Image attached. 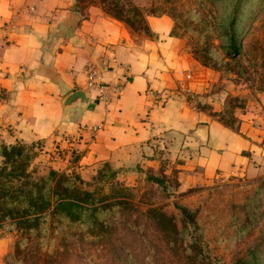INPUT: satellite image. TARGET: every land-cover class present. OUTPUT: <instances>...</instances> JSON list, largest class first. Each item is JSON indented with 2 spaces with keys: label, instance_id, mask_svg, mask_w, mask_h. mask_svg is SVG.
<instances>
[{
  "label": "crops",
  "instance_id": "obj_1",
  "mask_svg": "<svg viewBox=\"0 0 264 264\" xmlns=\"http://www.w3.org/2000/svg\"><path fill=\"white\" fill-rule=\"evenodd\" d=\"M146 26L149 33H137L78 0H0V139L42 142L53 167L82 174L100 164L155 173L162 162L184 187L263 175L260 102L236 110L235 128L219 120L217 96L208 111L198 107L205 70L172 34L168 15L147 16ZM88 65L98 82L122 83L120 91L100 99L86 86ZM77 90L86 94L85 106L69 109L65 100ZM161 148L171 161L154 154ZM9 248L0 237V264Z\"/></svg>",
  "mask_w": 264,
  "mask_h": 264
},
{
  "label": "rangeland",
  "instance_id": "obj_2",
  "mask_svg": "<svg viewBox=\"0 0 264 264\" xmlns=\"http://www.w3.org/2000/svg\"><path fill=\"white\" fill-rule=\"evenodd\" d=\"M78 1L83 6L96 5L137 33H149L147 16L168 15L172 34L182 40L196 66L205 70L198 76L206 79L207 90L196 95V105L208 111L209 98L217 96L222 102L219 120L233 128L236 110L251 102L257 106L259 101L264 113V0ZM234 18L238 48L227 51L229 36L223 28ZM160 152L163 160L171 161L165 148L154 154L161 158ZM50 157L38 155L33 166L51 164ZM103 167L100 164L79 174L91 181V175ZM112 170L111 182L130 188L135 208L111 215L112 225L97 237L77 229L51 228L28 242L0 228V237L10 243L7 264H264V174L253 178L229 174L209 185L184 187L176 169L167 163L161 162L155 173L141 168ZM101 178L98 181L105 179ZM149 205L172 215L179 229L183 223L179 207H186L194 213L204 243L190 228L179 235L162 234L144 215Z\"/></svg>",
  "mask_w": 264,
  "mask_h": 264
},
{
  "label": "trees",
  "instance_id": "obj_3",
  "mask_svg": "<svg viewBox=\"0 0 264 264\" xmlns=\"http://www.w3.org/2000/svg\"><path fill=\"white\" fill-rule=\"evenodd\" d=\"M234 21L235 18L232 23ZM232 23L223 28L224 35L229 36L227 46L220 38V46H225L227 51L238 48ZM42 152L49 153L42 142L0 143V228L4 227V231H14L20 240L28 242L34 235L51 228L77 229L89 237H97L102 229L112 225L111 215L135 208L130 188L111 182L114 171L108 164L92 174L89 181L76 171L55 168L51 164L33 166L34 159L43 155ZM101 177L105 179L98 181L103 179ZM179 209L182 229L172 215L157 206L149 205L143 212L162 234L179 235L190 228L204 243L194 213L184 206ZM198 237L193 240L198 241Z\"/></svg>",
  "mask_w": 264,
  "mask_h": 264
},
{
  "label": "built area",
  "instance_id": "obj_4",
  "mask_svg": "<svg viewBox=\"0 0 264 264\" xmlns=\"http://www.w3.org/2000/svg\"><path fill=\"white\" fill-rule=\"evenodd\" d=\"M86 74V86L88 89H94L99 92V98L102 100H107L108 92L110 91H120L122 83L118 85H113L112 83H104V82H98L97 81V72L94 67L87 66L85 69ZM191 75L189 73H186L185 80L190 79ZM100 129V125L92 126L91 130L93 133H96V131Z\"/></svg>",
  "mask_w": 264,
  "mask_h": 264
},
{
  "label": "water",
  "instance_id": "obj_5",
  "mask_svg": "<svg viewBox=\"0 0 264 264\" xmlns=\"http://www.w3.org/2000/svg\"><path fill=\"white\" fill-rule=\"evenodd\" d=\"M76 98H80L83 100L84 103L82 104H77V105H74L72 102L76 99ZM86 94L81 91V90H77V91H74L72 92L65 100V106L66 107H69V109L71 108H76V109H82L84 108V104L86 103ZM75 102V101H74Z\"/></svg>",
  "mask_w": 264,
  "mask_h": 264
}]
</instances>
